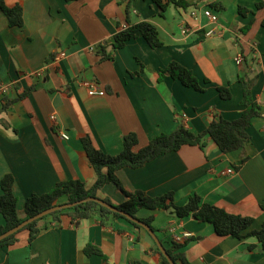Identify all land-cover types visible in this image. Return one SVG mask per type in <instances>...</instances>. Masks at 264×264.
Instances as JSON below:
<instances>
[{"label":"crops","instance_id":"crops-1","mask_svg":"<svg viewBox=\"0 0 264 264\" xmlns=\"http://www.w3.org/2000/svg\"><path fill=\"white\" fill-rule=\"evenodd\" d=\"M186 2V8L170 4L160 11L151 0H131L127 13V0H3L7 7L15 3L22 7L21 26H10L0 9V179L13 176L20 216L26 198L59 181L93 184L95 173L81 145L82 135H89L103 152L116 155L128 133L136 134L138 147L156 135L171 133L178 124L199 133L216 116L233 120L241 115L239 79L246 76L252 80L251 93L260 113L251 119L250 140L243 148L223 153L207 137L203 149L184 145L138 168H121L116 176L125 190H141L152 197L172 192L176 205L196 194L229 213L253 217L247 230L260 227L264 8L256 4L264 0ZM239 6L250 12L241 15ZM206 8L217 16L216 22L203 14ZM193 11L199 12L197 20ZM140 21L155 25L161 46L151 48L139 37L111 49L117 31ZM210 29L214 33L207 36ZM101 47L108 57L103 58ZM61 52L64 56L59 57ZM239 55L242 62L237 64ZM172 61L190 69L203 90L168 74L160 76ZM81 80L95 81L104 95L90 96ZM218 87H227L230 97L221 98ZM229 167L233 173L219 174ZM96 194L114 204L126 199L112 182ZM136 216H152L157 234L186 241L182 251L189 264H264V250L255 237L217 235L210 223L192 215L179 217L172 208H142ZM148 234L122 218L105 225L96 217L77 223L64 218L30 244L27 232H21L16 244L0 248V264H162ZM87 243L99 247L104 257L87 256L83 251Z\"/></svg>","mask_w":264,"mask_h":264},{"label":"trees","instance_id":"trees-1","mask_svg":"<svg viewBox=\"0 0 264 264\" xmlns=\"http://www.w3.org/2000/svg\"><path fill=\"white\" fill-rule=\"evenodd\" d=\"M127 1L128 6L126 12L128 13L131 0ZM151 1L159 7L160 11H164L170 4L180 8H186L188 6L186 0ZM216 5L215 3L212 4L214 7ZM262 7L264 8V2H258L256 4V8ZM0 9L6 15L10 26L22 25V7L19 3L7 7L4 5L3 0H0ZM238 12L241 15H245L250 12V10L239 6ZM261 23L264 26V17ZM246 28V26L242 28V31H245ZM139 37L144 38L151 48L159 47L162 44L155 25L148 21H140L135 24L127 25L125 28L117 31L113 35L111 49L114 50L123 47L128 40ZM100 52L103 58L109 56L102 47L100 48ZM159 74L160 76L168 74L178 79L186 86L193 87L199 91L203 90L192 71L177 62H170L164 70L159 71ZM239 80L242 84L241 104L244 106L241 115L233 120H227L216 116L208 123L207 127L199 133H194L183 124H178L171 133L156 135L145 145L139 147L136 134L128 133L124 136L122 150L116 155L103 152L94 145L89 135H82L80 138L81 145L95 173L93 184L86 187L79 179L59 181L48 191L40 194H32L26 198L23 204L22 216L17 212V197L12 189L13 176L11 174L3 175L0 179V215H2L4 219V224L0 225V234L18 225L23 220L52 206L63 203H73L87 197H98L96 194L97 190L106 183L112 182L122 191L126 199L119 204H114L107 198L102 199L129 215L138 218L136 213L142 208L150 210L172 208L174 213L179 217L192 215L197 221L210 223L217 235L232 236L238 239L248 236L255 237L264 250V221L259 228L247 230L254 221L253 217L229 213L223 208L202 201L196 194L191 195L183 205H176L173 202L172 192H166L162 195L152 197L141 190L128 191L122 187L116 176V171L121 168H138L162 154L177 151L184 145L198 146L203 149L206 145L207 137H209L223 153H230L243 148L250 140L247 129L250 126L251 119L258 116L260 112L258 103L252 97V80L246 76L241 77ZM217 90L221 98L228 99L230 97V92L227 87H218ZM262 209L264 210V205ZM91 217L98 218L102 225H105L111 219L122 218L128 221L132 226L139 229L142 228L138 224L128 220L119 212H113L95 201H86L71 207L53 211L26 224L14 234L2 239L0 241V248L2 246L16 244L19 241L18 235L21 232H27V242L30 244L41 231L48 229L50 226H60L64 218H67L70 223H77L80 220ZM138 219L152 228L175 264H189L182 251L186 241L176 242L157 234L159 230L152 225V216ZM148 236L152 241V250L158 256L160 262L162 264H169L150 234H148ZM83 251L87 256L98 254L104 257L100 248L90 243L84 246Z\"/></svg>","mask_w":264,"mask_h":264},{"label":"water","instance_id":"water-1","mask_svg":"<svg viewBox=\"0 0 264 264\" xmlns=\"http://www.w3.org/2000/svg\"><path fill=\"white\" fill-rule=\"evenodd\" d=\"M86 201H95L97 203H99L100 205L104 206L105 208L113 211V212H119L121 213L124 217H126L128 220L138 224L139 226H141L142 228H144L149 234L150 236L153 238L155 244L157 245V247L159 248L160 252L164 255V257L167 259V261L169 262V264H175L174 261L171 259V257L168 255V253L166 252L165 248L163 247L162 243L160 242V240L158 239L157 235L154 233V231L152 230V228H150L146 223L140 221L138 218L129 215L121 210H119L118 208H116L114 205L104 201L102 198L99 197H87L84 199H81L79 201H75L73 203H63V204H58L56 206H52L50 208H47L25 220H23L22 222H20L18 225L8 229L7 231L3 232L0 234V241L4 238H6L7 236L14 234L15 232H17L19 229H21L23 226H25L26 224L41 218L53 211L62 209V208H66V207H71L74 205H77L79 203L82 202H86Z\"/></svg>","mask_w":264,"mask_h":264},{"label":"built area","instance_id":"built-area-1","mask_svg":"<svg viewBox=\"0 0 264 264\" xmlns=\"http://www.w3.org/2000/svg\"><path fill=\"white\" fill-rule=\"evenodd\" d=\"M203 14L211 21V22H216L217 21V16L208 8L204 9L203 10ZM198 16H199V12L197 11H193L192 12V17L194 20H197L198 19ZM182 33H186V29L185 28H182ZM214 33V30L213 29H210L206 32V35L209 36V35H212ZM59 57L61 56H64V53L61 52L58 54ZM235 62L237 64H240L242 62V56H237L235 58ZM81 83L87 88V93L90 95V96H93V95H98V96H102L104 95V90L102 88H100L95 81H92V80H81ZM52 119H54V116H51ZM263 132H264V126H263ZM62 137L64 139H68V135L66 133H62L61 134ZM234 170L233 168L229 167V168H226V169H223V170H220L219 171V174L222 175V176H226L228 174H231L233 173Z\"/></svg>","mask_w":264,"mask_h":264}]
</instances>
